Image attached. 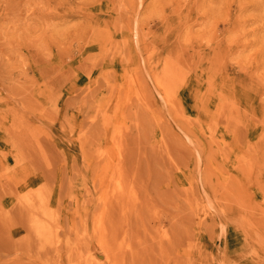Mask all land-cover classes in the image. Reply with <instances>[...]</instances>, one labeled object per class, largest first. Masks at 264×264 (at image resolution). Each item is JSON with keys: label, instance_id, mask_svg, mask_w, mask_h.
Wrapping results in <instances>:
<instances>
[{"label": "rangeland", "instance_id": "374dc122", "mask_svg": "<svg viewBox=\"0 0 264 264\" xmlns=\"http://www.w3.org/2000/svg\"><path fill=\"white\" fill-rule=\"evenodd\" d=\"M0 264H264V0H0Z\"/></svg>", "mask_w": 264, "mask_h": 264}, {"label": "bare ground", "instance_id": "6f19581e", "mask_svg": "<svg viewBox=\"0 0 264 264\" xmlns=\"http://www.w3.org/2000/svg\"><path fill=\"white\" fill-rule=\"evenodd\" d=\"M42 179V176H37L36 178H33V179H31L30 181H29V183L30 184H35L37 181H39V180H41ZM28 183V184H29ZM23 185H27V184H24V183H22L21 184V186H23ZM189 201H190V199H189ZM50 202V201H49ZM154 203V202H153ZM153 203H152V205H150V206H152L153 207ZM155 204V203H154ZM156 207V206H155ZM187 230H189V224H187ZM188 240V239H187ZM188 243H189V240H188ZM159 246H161L162 247V245H159ZM188 247H189V244H188ZM92 252H93V254L96 256V258H97V260H102V261H104V259H105V256L106 255H108V251L107 250H105L103 247H102V249L101 248H93L92 249Z\"/></svg>", "mask_w": 264, "mask_h": 264}]
</instances>
